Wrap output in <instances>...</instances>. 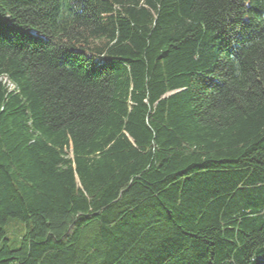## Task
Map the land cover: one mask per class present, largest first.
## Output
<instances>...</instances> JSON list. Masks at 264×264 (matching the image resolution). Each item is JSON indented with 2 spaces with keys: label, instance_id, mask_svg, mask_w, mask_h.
<instances>
[{
  "label": "trees",
  "instance_id": "1",
  "mask_svg": "<svg viewBox=\"0 0 264 264\" xmlns=\"http://www.w3.org/2000/svg\"><path fill=\"white\" fill-rule=\"evenodd\" d=\"M0 264H264V0H0Z\"/></svg>",
  "mask_w": 264,
  "mask_h": 264
},
{
  "label": "rangeland",
  "instance_id": "2",
  "mask_svg": "<svg viewBox=\"0 0 264 264\" xmlns=\"http://www.w3.org/2000/svg\"><path fill=\"white\" fill-rule=\"evenodd\" d=\"M12 223H16L15 221H13ZM21 224V223H20ZM10 231L13 233V234H19V232H20V227L18 226V225H12L11 227H10ZM10 234V237L11 238H13L12 236H13V234Z\"/></svg>",
  "mask_w": 264,
  "mask_h": 264
},
{
  "label": "bare ground",
  "instance_id": "3",
  "mask_svg": "<svg viewBox=\"0 0 264 264\" xmlns=\"http://www.w3.org/2000/svg\"><path fill=\"white\" fill-rule=\"evenodd\" d=\"M12 85V84H11Z\"/></svg>",
  "mask_w": 264,
  "mask_h": 264
}]
</instances>
